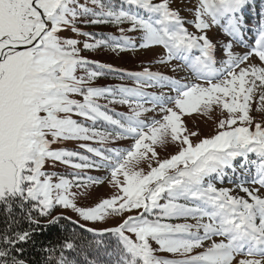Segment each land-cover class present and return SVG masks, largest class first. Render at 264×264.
<instances>
[{
	"label": "snow or ice",
	"instance_id": "obj_1",
	"mask_svg": "<svg viewBox=\"0 0 264 264\" xmlns=\"http://www.w3.org/2000/svg\"><path fill=\"white\" fill-rule=\"evenodd\" d=\"M251 8L252 0H195L194 34L170 0H0V264H29L18 255L26 247L43 255L38 264H264V122L251 114L253 103L264 112V11L249 49ZM103 24L118 27L120 36L83 30ZM213 28L228 39L213 42ZM101 48H162L158 63L179 62L195 82L144 68L119 77L133 87L91 86L121 72L82 55ZM252 56L259 65L247 63ZM101 98L126 105L127 114L106 109ZM216 109V133L194 142L200 133L183 117ZM73 140L132 143L80 145L97 159L52 148ZM169 144L177 151L162 159L157 148ZM57 163L77 171H50ZM86 169L107 170L116 190L92 207L78 206L83 193L72 191L105 182L83 176ZM238 170L235 189L217 186ZM57 208L93 224L123 219L87 227L53 216ZM42 219L43 227L67 219L83 231L45 242ZM177 220L195 223L171 222Z\"/></svg>",
	"mask_w": 264,
	"mask_h": 264
},
{
	"label": "rangeland",
	"instance_id": "obj_2",
	"mask_svg": "<svg viewBox=\"0 0 264 264\" xmlns=\"http://www.w3.org/2000/svg\"><path fill=\"white\" fill-rule=\"evenodd\" d=\"M195 4V0H170V7L174 10H177L180 14V16L186 21V25L189 28L188 30L194 34H198L196 32V29L193 27L191 21L194 19L192 15V7ZM91 6V5H89ZM83 27V26H82ZM120 27H128V25H121ZM87 32H92L95 34H110L113 35L115 33H119V28L116 26H113L111 24H103L98 26H90L83 29ZM125 35L133 37L134 40L138 39V33H125ZM209 38L213 39V42L216 41V39H222V35H220L219 30L216 28H213L208 32ZM107 37V36H103ZM119 37V36H118ZM97 38H99L97 36ZM78 39L84 40L83 37H78ZM92 42V41H89ZM83 56H86L90 61H98L103 64H109L112 67L116 69H120V73H109L104 76L98 77L95 81L92 82L91 86L94 87H108V86H115V85H124L128 87H133L134 82L127 79L126 77L124 79L119 78L126 72H140L143 71L144 68H149L153 72H160L166 76L172 77L173 79H179L183 83H192L194 82L190 76L186 73L182 67H180L176 61H173L171 64H160L158 63L159 59L164 55V50L162 48H155V49H140L137 48L134 51H118L113 52L110 48H101L97 49L92 52H82ZM219 58V56H218ZM248 64H256L253 62H247ZM94 68V65L92 66ZM175 68V71L173 70ZM169 74V75H168ZM78 75L84 76L85 73L83 71L78 72ZM149 92H154L156 94H160V92H164L169 95H175L174 92H171L168 88L160 89V88H149L147 89ZM259 93H257V99H258ZM76 99H82L81 97H74ZM102 106H105L108 110H114L115 112L119 113H125L127 114L128 108L126 105H120V104H112L109 103L106 99H99L97 101ZM150 106V105H148ZM253 111L252 115L254 116V119L256 122H262L264 120V112H258L256 111L257 103H253L252 105ZM154 114L149 113L147 116L151 118ZM221 112L219 109L214 110L212 113L209 114V116H205L200 113H193L191 115H185L183 117V120L189 129V131H196L200 133L199 137L193 138L194 142L195 140L202 139L205 137H211L214 135L217 131L216 123L221 118ZM74 119L80 120L82 118L80 117H73ZM98 129L105 130L107 125H104L103 123L97 124ZM132 141L125 140V141H118L115 145H98L94 141H61L58 143H54L52 145L53 149H67L72 151H78L83 155H88L90 158L97 159L92 156L91 153H87L85 149L80 148L81 144H87L92 147H128ZM157 151L160 153V157L166 158L167 156L174 154L177 151L176 146L174 145H167L164 149L157 148ZM50 171H55L57 173L65 174L70 172H75L77 170L71 169L70 167H67L63 164L57 163L55 166V169H49ZM83 176H92L94 178L103 179L105 182L103 184H96L89 187L87 190L83 188H73V192L77 193H83V195L77 196V204L81 207H92L95 206L96 203H98L101 199L110 198L114 192L115 189L112 188V186L108 183L109 173L107 170L101 169V170H94V169H86L82 173ZM231 176V175H228ZM228 179L226 177L224 178L223 182H217L218 187L226 186L227 188H236V185L228 184ZM238 191V190H237ZM236 194V193H234ZM240 195H244V193H239ZM136 215V212L132 213H125V217L127 215ZM53 216H59L63 215L65 217H70L71 220L76 221L79 220L80 224H85L87 227H111L115 226L117 223H119L123 218H116V217H109L106 222L100 223L97 222L95 224L91 222L83 221L79 218V216L72 212L70 209H61L57 208L52 213ZM173 223H195V221L189 220V221H183V220H177V221H171ZM218 239V238H217ZM207 243V242H206ZM153 247H157L155 243L153 242ZM159 255L162 256H169L168 253H159Z\"/></svg>",
	"mask_w": 264,
	"mask_h": 264
},
{
	"label": "trees",
	"instance_id": "obj_3",
	"mask_svg": "<svg viewBox=\"0 0 264 264\" xmlns=\"http://www.w3.org/2000/svg\"><path fill=\"white\" fill-rule=\"evenodd\" d=\"M116 36H120V34L117 33ZM44 224H46V221L42 219L43 231L40 233V239L45 242L51 241L52 243H56L62 237L71 235L73 231L78 234L83 231L67 219L61 220L60 225L58 226L43 227ZM2 227V217H0V228ZM18 255H22V258L28 261L29 264H38V262L43 260V255L31 247H26L25 251Z\"/></svg>",
	"mask_w": 264,
	"mask_h": 264
}]
</instances>
